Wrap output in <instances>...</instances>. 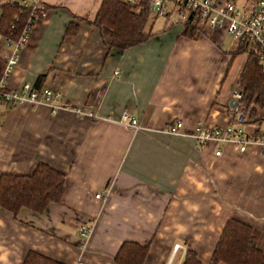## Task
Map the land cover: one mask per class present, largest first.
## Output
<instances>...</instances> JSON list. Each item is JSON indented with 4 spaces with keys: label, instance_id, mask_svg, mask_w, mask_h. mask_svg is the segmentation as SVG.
Segmentation results:
<instances>
[{
    "label": "crops",
    "instance_id": "1",
    "mask_svg": "<svg viewBox=\"0 0 264 264\" xmlns=\"http://www.w3.org/2000/svg\"><path fill=\"white\" fill-rule=\"evenodd\" d=\"M9 1L21 0L0 6ZM40 3L43 15L32 21L6 87H48L70 109L0 106V175L28 174L42 162L64 180L59 200L39 213L0 208V264H21L28 251L60 264H114L125 241L148 246L142 264H178L186 249L208 264L229 218L255 229L264 253V153L189 136L197 123L227 124L248 56L241 45L207 27L184 36L167 5L161 22L146 26V18L143 41L117 49L108 29L91 23L101 0ZM9 52L0 37V72ZM123 111L141 127L119 123ZM176 120L183 134L165 131ZM244 128L264 139V110ZM175 244L182 250L172 254Z\"/></svg>",
    "mask_w": 264,
    "mask_h": 264
},
{
    "label": "trees",
    "instance_id": "2",
    "mask_svg": "<svg viewBox=\"0 0 264 264\" xmlns=\"http://www.w3.org/2000/svg\"><path fill=\"white\" fill-rule=\"evenodd\" d=\"M150 11L148 0H101L91 23L96 27L108 29L110 45L124 49L143 41L148 34L144 32V23ZM30 8L21 1H9L0 6V37L17 40L27 25ZM74 24L66 26V33H73ZM182 33L196 38L198 28L191 26L189 20L183 21ZM240 49H245L239 46ZM39 76L35 84L39 83ZM241 93V104L246 118L256 117L264 110V72L256 58L248 54L237 80ZM259 136V131L251 132ZM64 175L45 163H37L28 174L0 175V208L12 214L21 208L41 212L48 202H57L60 198ZM257 231L251 226L234 218L225 221L208 264H264V253L258 248ZM148 250L147 245L123 242L113 257L114 264H142ZM21 264H60L36 252L28 251ZM178 264H200L196 254L186 249Z\"/></svg>",
    "mask_w": 264,
    "mask_h": 264
},
{
    "label": "built area",
    "instance_id": "3",
    "mask_svg": "<svg viewBox=\"0 0 264 264\" xmlns=\"http://www.w3.org/2000/svg\"><path fill=\"white\" fill-rule=\"evenodd\" d=\"M135 1V0H126ZM21 3L30 8L29 19L17 40L3 37L4 44L10 48V52L4 58L0 72V106L2 105H46L52 113L59 109H70L67 105L60 103L58 92L48 87L36 88L29 83H22L18 89H8L6 80L17 63L21 44L27 37V32L33 20L43 15L44 5L40 0H21ZM150 11L155 16H163L165 10L170 6L171 12L182 21L189 20V24L198 29L209 28L220 30L231 37L232 40L242 45L247 54H252L260 69L264 72V0H253L245 7L237 6L233 0H148ZM228 110L229 118L224 126L207 127L200 123L195 124L189 134L199 145L207 141L217 144H232L239 152H243L249 144L259 146L260 152L264 153V139L247 133L246 111L241 104V93L235 89L231 93ZM77 113L78 110H74ZM118 122L136 130L140 128L139 122L129 116L125 111L121 113ZM165 131L171 134H183L182 123L178 120L168 124ZM215 155L221 154L219 149ZM95 198L100 196L96 193ZM81 237L87 236L89 228L80 225L78 228ZM180 246L175 244L172 254ZM171 254V256H172ZM80 264V263H77Z\"/></svg>",
    "mask_w": 264,
    "mask_h": 264
},
{
    "label": "rangeland",
    "instance_id": "4",
    "mask_svg": "<svg viewBox=\"0 0 264 264\" xmlns=\"http://www.w3.org/2000/svg\"><path fill=\"white\" fill-rule=\"evenodd\" d=\"M239 1H241V0H239ZM236 4L237 5H240L241 3L240 2H236ZM169 11V9H168V7L166 8V10H165V12L167 13ZM155 14L153 13V11H151L150 12V15L147 17V21H146V26H148L154 19L155 20H157V23L158 22H161V20H162V18H164V17H157V16H155ZM171 20H176L177 18H178V16L177 15H175L174 13H172L171 14ZM145 26V27H146ZM247 116H248V113L246 114ZM255 118L256 117H252V118H250V117H248V118H246L247 119V121H249V120H255ZM257 120V119H256ZM178 250H182L181 249V247H179V248H177ZM184 251H182V253H183ZM180 256H182V254L180 255Z\"/></svg>",
    "mask_w": 264,
    "mask_h": 264
},
{
    "label": "water",
    "instance_id": "5",
    "mask_svg": "<svg viewBox=\"0 0 264 264\" xmlns=\"http://www.w3.org/2000/svg\"><path fill=\"white\" fill-rule=\"evenodd\" d=\"M230 105H233L231 102L229 103Z\"/></svg>",
    "mask_w": 264,
    "mask_h": 264
}]
</instances>
